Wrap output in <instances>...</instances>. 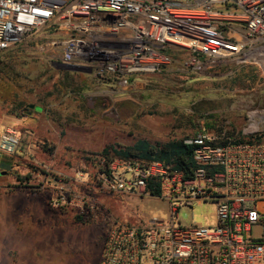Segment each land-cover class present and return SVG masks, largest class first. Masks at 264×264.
Instances as JSON below:
<instances>
[{"label": "built area", "instance_id": "obj_1", "mask_svg": "<svg viewBox=\"0 0 264 264\" xmlns=\"http://www.w3.org/2000/svg\"><path fill=\"white\" fill-rule=\"evenodd\" d=\"M45 28L66 36L49 43L55 63L121 86L169 63V48L188 53L190 73L218 61L264 71V0H0V52ZM183 143L193 147L190 177L161 162L118 158L98 169L99 193L146 195L169 208L164 220L138 223L100 213V264H264V236L253 234L264 227V111L248 112L235 133L202 117ZM19 146L14 129L0 132V153L14 156ZM60 201L53 206L73 203ZM200 203L213 206L214 222L182 225L179 211Z\"/></svg>", "mask_w": 264, "mask_h": 264}, {"label": "rangeland", "instance_id": "obj_2", "mask_svg": "<svg viewBox=\"0 0 264 264\" xmlns=\"http://www.w3.org/2000/svg\"><path fill=\"white\" fill-rule=\"evenodd\" d=\"M55 34L42 29L2 58L0 113L38 114L13 126L20 146L0 173V264H100L105 213L138 223L164 220L169 210L163 199L96 191L98 169L115 159L100 155L104 148L184 141L202 117L228 122L235 133L248 112L264 111V71L257 67L218 61L190 73L183 67L188 53L169 48V63L121 86L55 63L58 50L49 43L66 38ZM64 195L73 203L53 206ZM90 206L98 209L84 217ZM178 217L182 225H206L215 212L200 203ZM253 234L264 236V227Z\"/></svg>", "mask_w": 264, "mask_h": 264}, {"label": "trees", "instance_id": "obj_3", "mask_svg": "<svg viewBox=\"0 0 264 264\" xmlns=\"http://www.w3.org/2000/svg\"><path fill=\"white\" fill-rule=\"evenodd\" d=\"M4 52H0V73L5 69L2 59L5 54ZM9 70L10 73L13 72L12 68H9ZM7 75H9V71ZM192 151L193 147L185 145L181 140L163 144H150L145 140H138L129 146L106 147L100 152V155L104 156L105 159H108L109 154H112L114 158L132 162H161L164 165L172 166L175 170L181 171L185 177H190L193 167ZM107 164L105 162L104 166ZM148 188L152 196L158 195L157 187L153 189L152 185H150Z\"/></svg>", "mask_w": 264, "mask_h": 264}, {"label": "crops", "instance_id": "obj_4", "mask_svg": "<svg viewBox=\"0 0 264 264\" xmlns=\"http://www.w3.org/2000/svg\"><path fill=\"white\" fill-rule=\"evenodd\" d=\"M61 35L63 36L62 33H60V34L56 33L54 35V38H57V36H61ZM34 113L38 114L35 111V108L33 109V111L30 110L29 114H27V115L22 113V111L21 112L17 111V114H10L6 111L5 112L3 111L2 113H0V132L5 131L7 129H14L17 132L18 137L20 139V135H21L20 132L18 130H16L15 128H13V126L15 124L19 125V124H22L23 122H26V119L32 117ZM12 162H13V156H9V155H5L3 153H0V173L1 172H7L10 169ZM129 223H131V222H129Z\"/></svg>", "mask_w": 264, "mask_h": 264}, {"label": "water", "instance_id": "obj_5", "mask_svg": "<svg viewBox=\"0 0 264 264\" xmlns=\"http://www.w3.org/2000/svg\"><path fill=\"white\" fill-rule=\"evenodd\" d=\"M64 68H67V69H69L70 67H68V66H65Z\"/></svg>", "mask_w": 264, "mask_h": 264}]
</instances>
